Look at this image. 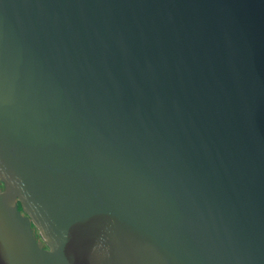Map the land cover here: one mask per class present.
Here are the masks:
<instances>
[{"label": "water", "instance_id": "95a60500", "mask_svg": "<svg viewBox=\"0 0 264 264\" xmlns=\"http://www.w3.org/2000/svg\"><path fill=\"white\" fill-rule=\"evenodd\" d=\"M0 183V264H264V0H0Z\"/></svg>", "mask_w": 264, "mask_h": 264}, {"label": "flooded vegetation", "instance_id": "af4514ba", "mask_svg": "<svg viewBox=\"0 0 264 264\" xmlns=\"http://www.w3.org/2000/svg\"><path fill=\"white\" fill-rule=\"evenodd\" d=\"M0 188H2V184L0 183ZM18 204V203H17ZM18 208H19V212H21L20 211V207H19V204H18ZM22 213V212H21ZM33 231H34V234H35V237H36V240H39V237H38V235H37V233H36V230L33 228ZM43 247H45L44 245H43Z\"/></svg>", "mask_w": 264, "mask_h": 264}]
</instances>
